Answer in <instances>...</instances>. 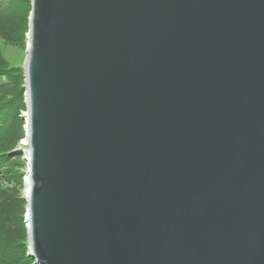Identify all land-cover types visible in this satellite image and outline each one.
<instances>
[{"label": "water", "instance_id": "95a60500", "mask_svg": "<svg viewBox=\"0 0 264 264\" xmlns=\"http://www.w3.org/2000/svg\"><path fill=\"white\" fill-rule=\"evenodd\" d=\"M30 3L34 263L264 264V0Z\"/></svg>", "mask_w": 264, "mask_h": 264}, {"label": "trees", "instance_id": "16d2710c", "mask_svg": "<svg viewBox=\"0 0 264 264\" xmlns=\"http://www.w3.org/2000/svg\"><path fill=\"white\" fill-rule=\"evenodd\" d=\"M30 11V0H0V39L22 47L28 32ZM23 78L22 70L8 66L0 55V264L33 262L27 255L23 237L21 203L24 200L19 197L17 201H13V196L9 193V190L21 184L20 176L15 184L17 173L8 175L11 168L3 169L9 164H5L9 161L7 152L23 133L20 122L18 125L19 112L24 108L20 98Z\"/></svg>", "mask_w": 264, "mask_h": 264}, {"label": "rangeland", "instance_id": "374dc122", "mask_svg": "<svg viewBox=\"0 0 264 264\" xmlns=\"http://www.w3.org/2000/svg\"><path fill=\"white\" fill-rule=\"evenodd\" d=\"M29 21V19H28ZM28 25V24H27ZM28 33V32H26ZM25 34V39L23 41V46L19 47V46H15L12 44H9L8 42L0 39V55L3 59V61L5 63H7L8 66H12V67H19L22 72H23V76H24V71H23V64L25 61V57H26V49H27V38H26ZM24 82H25V77L23 78V84H22V91H21V95L20 98H22V102L24 104V108L19 112V121H18V125L20 122V127H21V131L22 133V137L16 142V144L14 145V147L7 152L8 155V159L9 161L6 162L5 164H7L6 166L3 167L4 170H6V168H11V172L8 173V175L13 174V172H16L17 175L15 177V184L16 181L19 179L18 176H20V182L21 184L16 186L15 188H12L11 190H9V193L13 196V201H17V199H19V197H21L24 200V191L27 187V182H26V178H27V162L24 159L25 156V149H26V144H21V140L23 138H25V115L23 114L24 112H26V103H25V88H24ZM21 149L22 152L20 154H16L15 151ZM6 160V159H5ZM21 207L23 208V212H22V223H23V237L25 238V243L26 246L28 247V235H27V220L25 219V211H26V203L23 202L21 203ZM17 218V216H15V219ZM14 223V222H13ZM26 247L27 250V255H28V248ZM29 256V255H28ZM30 258L33 259L32 264H35V259L31 256H29Z\"/></svg>", "mask_w": 264, "mask_h": 264}, {"label": "bare ground", "instance_id": "6f19581e", "mask_svg": "<svg viewBox=\"0 0 264 264\" xmlns=\"http://www.w3.org/2000/svg\"><path fill=\"white\" fill-rule=\"evenodd\" d=\"M23 114H24V115H25V117H26V112H24ZM21 143H24V144H26V141L24 140V138L21 140ZM26 155H27V154H26V149H25V156H24V159H25V160H26V158H25V157H26ZM24 202H25V201H24Z\"/></svg>", "mask_w": 264, "mask_h": 264}]
</instances>
